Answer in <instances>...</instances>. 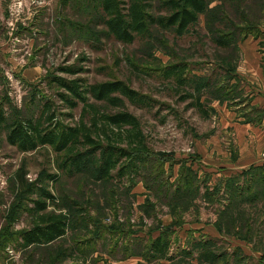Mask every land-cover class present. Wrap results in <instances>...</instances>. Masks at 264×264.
Listing matches in <instances>:
<instances>
[{"label":"rangeland","instance_id":"374dc122","mask_svg":"<svg viewBox=\"0 0 264 264\" xmlns=\"http://www.w3.org/2000/svg\"><path fill=\"white\" fill-rule=\"evenodd\" d=\"M149 1V10L155 16L169 11L166 0ZM206 1L207 9L182 30L176 25L153 23L146 32L124 41L105 25L100 0H0V35L5 40L0 45V74L6 77H0V102L5 107L7 124L40 118V127L50 129L56 122L76 124L83 116V122L90 125L88 110L81 115V101L69 107L60 98L59 92L67 90L54 77L79 78L86 84L121 79L139 93L135 102L124 96L120 106L89 100L106 112L119 109L132 112L148 147L131 188L127 186V175L119 181L116 176L99 177L101 146L81 160L82 169L66 172L65 151H58L49 143L22 149L7 140V129H1L0 264H105L103 253L109 245V249L114 248L115 236L105 230H100L101 234L96 232L95 220L112 222L117 208L122 221L127 220L136 230L133 237L146 235L142 241L130 239L136 241V248L143 247L148 243V227L161 223L160 217L168 211L161 205L167 203L164 198L172 197L182 204L194 199L193 173L188 176L193 183L185 184L192 189L187 195L173 197L167 193L164 180L171 165L164 157L171 153L172 157L191 158L194 131L207 130L213 120L191 103L198 95L203 101L218 94L209 92L219 83L226 84L225 88L230 86L226 77L232 75L230 68L234 67V61H228L227 56L238 59L240 51L221 46L217 40L231 44L264 43V0ZM260 47L264 51V44ZM182 63L185 69L181 77H185V83H180L177 74L166 72ZM24 65H36L37 71L25 76ZM206 77H211V84L215 85L205 86ZM240 83L248 85L250 81L243 78ZM5 91L10 105L4 99ZM45 104L50 105L47 111ZM50 113L54 115L51 122L46 118ZM52 175H56L54 180ZM176 178L177 174L171 184ZM150 197L157 203V216L150 215ZM37 201H46V207L36 210ZM193 209L192 200L187 207L190 217ZM170 211L176 221H181L178 211ZM42 213L66 216L67 234L50 244L21 245L18 232L31 227ZM111 253L119 258L124 250L116 247ZM129 259L135 264H150L146 255L142 259L139 256Z\"/></svg>","mask_w":264,"mask_h":264},{"label":"crops","instance_id":"0c3cea01","mask_svg":"<svg viewBox=\"0 0 264 264\" xmlns=\"http://www.w3.org/2000/svg\"><path fill=\"white\" fill-rule=\"evenodd\" d=\"M4 41L0 35V45ZM262 42L237 41L231 46L240 51V58L227 56L228 61H234V67L230 68L232 75L227 77L228 94L223 91L219 96H210L207 116L212 117V123L205 131H194L195 160H187L196 172L200 195L193 199V217L186 210L178 215L181 221H176L170 206L161 203L168 211L160 217L159 224L170 230L165 234L164 251L151 256L150 264H264ZM36 68V65H24L22 73L30 76ZM243 78L250 84L240 83ZM177 165L172 167L170 180L178 173ZM206 189L208 194H204ZM160 232V228L150 229V238ZM109 247L100 252L105 264H128L127 261L135 264L129 257L142 259L132 249L115 257Z\"/></svg>","mask_w":264,"mask_h":264},{"label":"trees","instance_id":"16d2710c","mask_svg":"<svg viewBox=\"0 0 264 264\" xmlns=\"http://www.w3.org/2000/svg\"><path fill=\"white\" fill-rule=\"evenodd\" d=\"M166 4L169 11L166 14L155 16L149 10L151 6L149 0H100V6L105 15V25L111 33L124 41L132 40L136 33L146 32L148 27L153 23L161 26L176 25L178 30H182L190 22L196 20L199 14L204 12L208 6L206 0H166ZM217 43L224 47L233 45L228 41L220 39L217 40ZM184 69L185 66L182 63V65L178 64L168 68L166 72L167 74L171 72L177 74L180 83H185V77H181ZM2 78L5 79L6 77L3 76ZM54 79L57 84L67 90V93L59 92L60 98L67 106L73 107L76 106L78 101L82 102L81 115H85V111L88 110L91 117L90 125L83 122V116L80 118V122L76 124L56 122L52 123L53 127L50 129L40 127V118H25L23 120H14L12 123L7 124L4 112L5 107L1 101L0 130L7 129V140L27 150L34 149L39 144L49 143L56 150L65 151L68 155L67 160L63 161V168L66 172L82 169L83 161L81 160H86V156L88 157L90 152L94 151L97 146H101L100 164L97 168L99 177L113 178L116 176L118 178L117 181H119L121 176L127 175L129 177L127 186L132 188L135 185V177L139 174L140 165L145 161L148 153V147L144 141L138 119L132 112L126 109L106 112L102 110L101 106L89 99L94 98L96 101L120 106L123 96L135 102V98L139 94L137 90L127 85L121 79L87 84L79 78L66 80L62 77H54ZM204 83L207 87L215 85L211 84V77H206ZM225 87L226 84L219 83L209 93L212 94L214 91L219 92L215 94L219 96L225 91L227 95V88ZM4 99L8 100V104L10 103L6 91ZM208 101L209 97L204 98L202 101L198 95L195 102L191 104L195 105L201 114L208 115L210 112V107L207 104ZM45 105V111L50 109V105ZM53 117V113L46 116L49 121ZM114 127L117 129L116 131ZM93 133L95 135H92ZM167 154L168 158L164 157V161L169 162V166L171 165L164 180L167 193L172 194L173 197H176V194L180 197L187 195L192 189L186 186H190L193 183L188 180V176L193 173L194 186L192 188L196 196L199 192L198 185H196L198 179L195 170L187 163L188 157H172L171 153ZM190 155H192L191 160H195V156L193 154ZM176 163L180 167L177 170L175 183L171 184L169 176L171 175L172 167ZM113 169H116L115 175L112 173ZM55 178L56 175H52V179L54 180ZM204 192V194L209 193L207 189ZM45 193L48 197L51 196L48 192L45 191ZM171 198H164V200L167 201L172 211L176 210L178 213L187 210L188 204L190 205L193 200L189 199L186 204H182L178 199ZM156 205L157 203L151 200L150 197V215L157 216ZM45 207L46 201L36 202V210H42ZM115 213L117 215H114L115 217L112 222L102 219L93 222L94 226L98 229L96 232H100V230L103 232L105 230L108 233L114 234L115 237L112 244L114 248L120 247L127 252H130L132 249V253H138L142 256L146 255V258L155 257L157 253L159 254L164 251L167 244L165 234L170 230V227L160 226V224L148 227V243L146 241L143 247L136 248V241L135 243L131 241L133 239H140L139 241H142L141 239H145V235L138 236L137 238L133 237V232L136 230L132 229L127 220L122 221L123 218L119 217L117 208H115ZM153 228H160L161 232L157 237L150 238V229ZM68 229L69 219L66 216H63L61 213H42L39 215V218L36 217L31 227L19 231L17 235L19 243L23 246L33 243L38 245L40 243L50 244L65 237ZM109 239V242L112 241V238L109 237ZM114 248H110L109 251L112 252ZM61 253L62 250L56 252V257L60 256Z\"/></svg>","mask_w":264,"mask_h":264},{"label":"built area","instance_id":"2783aa9c","mask_svg":"<svg viewBox=\"0 0 264 264\" xmlns=\"http://www.w3.org/2000/svg\"><path fill=\"white\" fill-rule=\"evenodd\" d=\"M11 249H9V251H10Z\"/></svg>","mask_w":264,"mask_h":264}]
</instances>
